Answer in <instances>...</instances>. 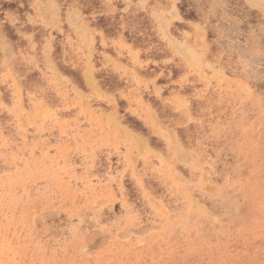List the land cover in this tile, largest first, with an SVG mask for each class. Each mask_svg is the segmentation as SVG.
<instances>
[{
	"label": "rangeland",
	"instance_id": "obj_1",
	"mask_svg": "<svg viewBox=\"0 0 264 264\" xmlns=\"http://www.w3.org/2000/svg\"><path fill=\"white\" fill-rule=\"evenodd\" d=\"M0 264H264V0H0Z\"/></svg>",
	"mask_w": 264,
	"mask_h": 264
}]
</instances>
